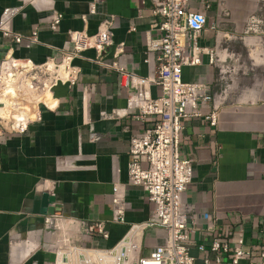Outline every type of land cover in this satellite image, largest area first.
<instances>
[{
    "label": "crops",
    "instance_id": "obj_1",
    "mask_svg": "<svg viewBox=\"0 0 264 264\" xmlns=\"http://www.w3.org/2000/svg\"><path fill=\"white\" fill-rule=\"evenodd\" d=\"M205 2L209 4L206 27L198 43L215 50L220 60L226 52L220 51L219 45L231 33L229 26L237 29L242 24L254 6L253 1L189 0V6L200 10ZM91 3L94 13L89 12ZM10 6L19 7L10 19V30L27 35L36 29L38 42L29 46L24 42L15 44L0 32V59L9 52L35 62L47 57L59 59L68 48V31L94 33L107 15H113V23L112 45L101 58L94 49L74 58L79 67L75 82L53 86V100L45 102L50 107H40L41 119L30 123L24 133L6 134L0 140V264H47L53 258L48 243L64 228L69 229L76 243L91 245V238L79 225L81 220L105 221L109 238L96 243L110 247L124 236L128 223L144 221L152 209L144 191L127 182L128 140L130 135L143 130L146 122L138 119L127 105L131 89L121 86L118 73L107 66L121 45L116 52L119 64L142 76L153 71V65L143 61L147 38L159 34L151 26V2L0 0V15ZM53 12L62 15L56 31L48 26ZM245 41L252 43L254 38L247 37ZM207 57L201 53L199 65L184 67L183 80H204L214 93V64L208 63ZM262 66V80L254 90L234 100L215 99V125L203 117L184 120L179 150L190 159L192 179L183 200L192 207L195 225L200 228L192 237L195 244L209 241L204 228L211 222L221 233L227 228H242L247 248L261 242L264 63ZM157 92L151 86V94ZM211 109L212 103L208 102L203 112ZM113 185L120 187L126 202L125 223L109 222ZM48 216H54L59 230L46 225ZM164 235L162 228L146 229L141 253L147 254L154 244L163 241ZM190 253L195 257L193 264H202L201 253L195 246H191ZM252 260L243 258L238 264Z\"/></svg>",
    "mask_w": 264,
    "mask_h": 264
},
{
    "label": "built area",
    "instance_id": "obj_2",
    "mask_svg": "<svg viewBox=\"0 0 264 264\" xmlns=\"http://www.w3.org/2000/svg\"><path fill=\"white\" fill-rule=\"evenodd\" d=\"M144 4L146 0H139ZM152 28L159 32L147 38L144 62L153 65L148 75L142 76L126 69L116 61L117 48L107 66L118 73L119 84L131 89L127 105L138 119L146 122L140 132L130 135L127 146V182L139 186L152 203L144 221L128 223L122 238L110 247L97 245L98 239L109 238L105 221H79L82 232L91 239V245L76 243L64 228L48 243L53 258L47 264H193L190 253L195 246L201 253L202 264H238L243 258L252 257L248 264H264V227L261 242L250 248L244 246L242 228L219 230L215 222L209 223L204 232L210 236L207 243L193 242V235L200 228L195 225L192 207L183 200V194L192 179L190 159L179 150L180 134L187 118L203 117L210 125L216 124L217 105L208 82L184 81L183 68L201 63V53L208 55V63L219 60L215 50L203 48L198 38L206 27L208 3L200 10H193L189 0H149ZM19 7H5L0 15V32L15 44L29 46L38 42L37 30L30 34L14 33L9 28L10 19ZM91 3L89 12L94 13ZM61 13L53 12L49 28L58 29ZM83 20H85L83 18ZM113 15L103 17L94 33L85 30L67 32L68 48L59 59L47 57L35 62L29 57H15L12 53L0 59V140L6 134L24 133L28 125L41 119L40 107H50L43 97L58 83L73 84L79 67L73 59L94 49L97 56L112 45ZM206 50V51H205ZM151 86L158 89L151 94ZM212 109L203 112L206 103ZM112 211L109 222L125 223L126 202L120 187L113 185ZM54 216H48L46 225L59 230ZM162 228L163 241L154 244L147 254L141 253L143 232L148 228ZM202 230V229H201Z\"/></svg>",
    "mask_w": 264,
    "mask_h": 264
},
{
    "label": "rangeland",
    "instance_id": "obj_3",
    "mask_svg": "<svg viewBox=\"0 0 264 264\" xmlns=\"http://www.w3.org/2000/svg\"><path fill=\"white\" fill-rule=\"evenodd\" d=\"M250 1H253L254 5L252 10L237 29L229 26L231 33L225 36L219 45V50H225L229 55L224 62L218 61L213 67L214 93L220 94L222 99L227 97L229 100H234L240 94L254 90L253 88L260 85L262 80L264 0ZM247 37L254 38V41L246 43Z\"/></svg>",
    "mask_w": 264,
    "mask_h": 264
},
{
    "label": "bare ground",
    "instance_id": "obj_4",
    "mask_svg": "<svg viewBox=\"0 0 264 264\" xmlns=\"http://www.w3.org/2000/svg\"><path fill=\"white\" fill-rule=\"evenodd\" d=\"M220 53V52H219ZM222 53V52H221ZM222 55V54H221ZM227 57H229V55L227 54V53H225L224 54V56H222V58L220 59L221 61H225V58H227ZM222 72V71H221ZM47 93H49V92H47ZM45 94V96L43 97V100H44V103L45 102H47V103H51L52 101H51V96L49 95V94ZM215 99H219V100H221L222 98H221V95L220 94H218V95H216V97H215ZM31 242H32V240H30ZM30 244V243H29ZM32 246V245H31Z\"/></svg>",
    "mask_w": 264,
    "mask_h": 264
},
{
    "label": "water",
    "instance_id": "obj_5",
    "mask_svg": "<svg viewBox=\"0 0 264 264\" xmlns=\"http://www.w3.org/2000/svg\"><path fill=\"white\" fill-rule=\"evenodd\" d=\"M49 210H51L52 212H54V210H53V209H50V208H49ZM52 212H49V213H52Z\"/></svg>",
    "mask_w": 264,
    "mask_h": 264
}]
</instances>
